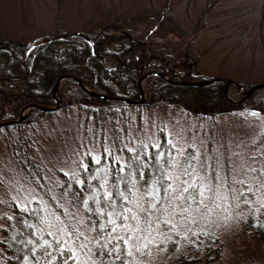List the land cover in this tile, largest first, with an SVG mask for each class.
Wrapping results in <instances>:
<instances>
[{"label":"rangeland","instance_id":"rangeland-1","mask_svg":"<svg viewBox=\"0 0 264 264\" xmlns=\"http://www.w3.org/2000/svg\"><path fill=\"white\" fill-rule=\"evenodd\" d=\"M103 29L147 42L155 58L167 66L173 57L186 59L200 80H232L239 87L224 85L231 102H239L237 95L264 83V0H0V40L29 44L52 34L76 39ZM179 69L176 71L182 73ZM163 78L170 81L168 75ZM145 79L139 80V86L146 95ZM18 88L13 84L11 89L16 93ZM245 98H252L251 109L213 117L194 115L171 105L58 108L24 132L35 163L29 172L14 156L15 147L20 154L17 133L9 140L8 132L0 129V219L4 214L8 217V202L12 200L45 210L42 222L32 223L34 237H26L34 256L28 254L23 264H44L51 250L44 254L39 250L45 245L54 247L53 233L58 239V227L49 219L53 210L46 205L49 197H60L65 218L75 223L74 230L79 233L85 226V212L102 214L99 226L104 228L113 224L110 221L118 222L125 210L140 213L143 206L149 211L158 208L156 217H150L153 230L146 231L145 240L141 237L132 247L136 260L132 261L137 264H160L169 259L164 250L151 248V243L174 235L190 239L203 231L221 236L228 245L216 264H234L236 232L250 217L255 225L264 226V113L260 109L264 89ZM27 112L29 108L21 112V117ZM163 142L158 157L166 163L164 176L153 179L145 188L144 201L135 177L129 192L121 193L134 197L129 207L115 199L109 206L101 202V194L110 197L107 180L89 193L79 208L66 202V190L59 189V171L78 174L88 154L99 160L103 150L107 153L112 148L124 161L126 148L132 151L142 144L148 149ZM106 172L103 164L94 177L102 178ZM164 182L165 187L172 185L167 193L171 200L160 207ZM193 182L197 188L207 186L203 203L179 206L173 197ZM156 189L159 194L153 199L147 193ZM189 193L193 189L189 188L186 196ZM163 222L171 227L161 230ZM126 225L129 227L130 222ZM260 247L264 258V245ZM91 256L89 253L83 257L85 263L75 264H93Z\"/></svg>","mask_w":264,"mask_h":264},{"label":"trees","instance_id":"trees-1","mask_svg":"<svg viewBox=\"0 0 264 264\" xmlns=\"http://www.w3.org/2000/svg\"><path fill=\"white\" fill-rule=\"evenodd\" d=\"M43 36L29 44L11 39L0 40V123L13 122L0 129L8 132L6 137L9 140H12L11 135L16 136L17 133L20 154L16 152L15 147L14 156L18 157L20 166L26 172L33 169L35 163L24 132L38 124L43 117L54 113L41 111L35 106H55L53 89L56 81L63 76L69 75L78 79L98 95L139 100V80L150 74L145 79L148 102L128 106L137 109L171 105L194 115L213 117L229 114L237 109L247 111L253 106L252 98L243 99L245 94L237 95L239 102L228 100L222 82L204 86L178 85L177 82L180 81L201 80L190 70L186 59L173 57L167 66L155 58L156 54L143 40L130 39L128 35H115L104 29L93 35L77 36L76 39L61 34ZM179 68L182 73L176 71ZM162 75H168L170 81ZM6 84H9V87ZM13 84L19 86L16 93L11 89ZM232 86L237 88V85ZM59 98L61 110H69L72 107L89 110L98 104L118 108L125 105L118 100L97 98L84 91L72 79H66L61 84ZM262 102L263 98L260 103ZM259 107L260 105L257 111ZM26 108H29V112L21 119V112ZM260 109L264 113V104ZM13 144L16 146V143ZM163 145L164 142L159 147L149 145L146 149L144 145L139 144L132 151L126 148L124 161L119 159L117 152L112 148L107 153L103 150L99 160L88 154L84 158L83 166L79 167L78 174L59 171V189L66 190V202L73 208H79L87 195L107 180L106 187L110 197L101 194V202L109 206L115 199L129 207L134 197L131 194L124 197L121 193L123 190L129 192L135 177L136 185L142 193L141 199L144 201L145 188L153 179L161 174L164 176L166 163L163 158L158 157L159 149ZM103 164L107 166L106 175L95 178V171ZM165 185L164 182L163 186ZM181 195L186 196V193ZM204 197L198 195L192 203L178 199L176 203L179 206L181 204L184 207H193L202 204ZM169 200L170 195L164 194L160 207ZM8 205V217L4 214L0 219V264H23L25 257L32 253V247L26 237H34L35 226L32 223L40 224L41 213L45 210L34 205L28 207L30 203L24 205L16 200L8 202ZM46 205L53 209L49 219L58 227V239L54 238L53 233L54 247L45 245L39 250L42 254L51 250L45 256L47 259L43 261L44 264L48 261L51 264L85 263L83 257L89 253L92 255L93 264H137L129 252L131 253L132 247L138 244L141 237L145 240L146 231L153 230L150 217H156L159 211L158 208L149 211L144 206L143 213L128 209L122 213L118 222L104 228L99 226L102 214L96 211L85 212V226L79 233L74 230L75 223L72 224L65 218L64 209L60 206V197H49ZM133 216L136 217L135 220L132 219ZM128 221L131 227L126 225ZM252 221L253 217H250L248 223L235 234L233 241L237 242V245L232 247L236 255L234 264H264L260 247L261 244L264 245V226L255 225ZM62 226L65 228L62 229ZM170 227L163 222L160 229L167 230ZM113 228L116 231H112ZM124 240L128 243L125 244ZM226 246L228 245L221 236L212 235L207 231L193 234L190 239L174 235L172 238H162L158 243L150 244L153 249L164 250L170 260L160 264H216L221 260ZM31 256H34V252Z\"/></svg>","mask_w":264,"mask_h":264},{"label":"water","instance_id":"water-1","mask_svg":"<svg viewBox=\"0 0 264 264\" xmlns=\"http://www.w3.org/2000/svg\"><path fill=\"white\" fill-rule=\"evenodd\" d=\"M148 76V75H146ZM146 76H143L140 80L144 79ZM74 79L72 76H64V77H60L55 86H54V89H53V92L54 94H59L58 93V88H59V84H60V81L62 79ZM74 81H76L80 86L81 88L86 91L87 93L89 94H92L94 95L95 97L97 98H100V99H103V100H118V101H121L125 104H128V105H142V104H145L146 103V95L144 93V91L141 89L140 90V99L139 100H131V99H122V98H115V97H109V96H105V95H98V94H94L92 93L91 91H89L83 84L81 81H79L78 79H74ZM217 82H222L225 84V86L228 87L229 84H233L234 82L232 80H227L225 78H215V79H212V80H204V81H197V82H177L178 85H189V86H204V85H209V84H213V83H217ZM264 88V83L262 84H257L253 87H251L249 90H244V93L246 94V96H250L252 93L256 92L257 90H260ZM226 91V89H225ZM55 103L56 105L54 107H44V106H40V105H36L35 107L41 111H55L59 106H60V99H59V96L58 98H55ZM22 119V117H21ZM20 120V119H19ZM17 120V121H19ZM13 122H8V123H0V127H4V126H7V125H10L12 124Z\"/></svg>","mask_w":264,"mask_h":264},{"label":"snow or ice","instance_id":"snow-or-ice-1","mask_svg":"<svg viewBox=\"0 0 264 264\" xmlns=\"http://www.w3.org/2000/svg\"><path fill=\"white\" fill-rule=\"evenodd\" d=\"M193 159H194V157H193ZM185 174H186V175H189V174H190V173L187 172V169H185ZM169 179H171V177H169ZM201 179H202V178H201ZM162 180H163V177H161V181H162ZM161 187L163 188L165 194H167V193L169 192V190L172 188V185H168L167 187H165V186H163V184H161ZM206 187H207V186L201 185V186L199 187V189H198V188H197V185L193 182V183L189 184L188 187L183 188V189H182V192H185V193H186V192L189 191V188H191V189H193V193H195V194H193V193H189L188 196L179 195V196L173 197V199H181V200L187 201V200H195V199L197 198V195H199L200 197H204V190H205ZM147 194H148L149 196H152L153 199H156V197H157L158 194H159V189H156L155 192H153V191H149ZM158 202H159V201H158ZM201 203H203V200H201ZM151 207H152V208H155L156 205H155V204H152ZM205 207H207V206L205 205ZM187 210H188V209H182V211H187ZM128 211H130V210H128ZM126 218H127V217H125V219H126ZM132 219L135 220L136 217L133 216ZM110 223H113V224H114L115 221H110ZM129 227H131V226H129ZM112 231H116V229L113 228ZM120 239L123 240V237H121ZM124 243L127 244L128 241H127V240H124ZM129 255H131L130 252H129Z\"/></svg>","mask_w":264,"mask_h":264}]
</instances>
